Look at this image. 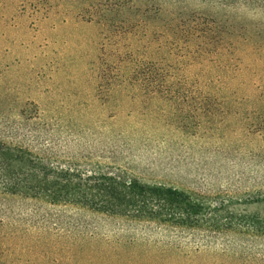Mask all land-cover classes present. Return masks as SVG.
Returning a JSON list of instances; mask_svg holds the SVG:
<instances>
[{"label":"rangeland","instance_id":"obj_1","mask_svg":"<svg viewBox=\"0 0 264 264\" xmlns=\"http://www.w3.org/2000/svg\"><path fill=\"white\" fill-rule=\"evenodd\" d=\"M124 1L142 23L132 99L94 89L89 0H0V141L174 186L214 221L127 225L0 196V264H264V0Z\"/></svg>","mask_w":264,"mask_h":264},{"label":"trees","instance_id":"obj_2","mask_svg":"<svg viewBox=\"0 0 264 264\" xmlns=\"http://www.w3.org/2000/svg\"><path fill=\"white\" fill-rule=\"evenodd\" d=\"M124 2L89 0L86 13L87 21L99 29L100 53L91 62L94 89L98 94L107 90L117 93L118 99L120 95L122 99H132L130 93L138 85L137 68L142 65L137 62L133 47L140 39L142 23L139 18L126 19ZM149 5L140 15L154 6ZM248 6L254 4L250 2ZM6 195L34 201L49 198L47 201L56 206L76 207L127 225L155 228H199L214 221L216 207L174 186L141 182L125 173L58 166L41 151L0 141V196ZM221 206L220 203L219 209L224 211Z\"/></svg>","mask_w":264,"mask_h":264}]
</instances>
